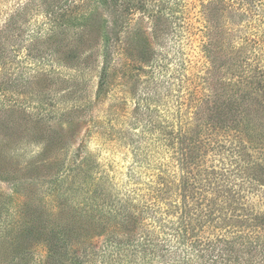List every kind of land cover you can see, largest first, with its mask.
<instances>
[{
  "label": "trees",
  "instance_id": "obj_1",
  "mask_svg": "<svg viewBox=\"0 0 264 264\" xmlns=\"http://www.w3.org/2000/svg\"><path fill=\"white\" fill-rule=\"evenodd\" d=\"M106 5L111 11L102 27L111 25L114 37L99 33V16L93 15V26L85 30L84 25L81 32L65 35V40L86 44L89 53L102 46L103 73L110 70L113 59L114 65L122 66L124 61L135 71L129 92L133 102L128 118L130 148L144 179L138 183L137 176L134 179L129 173L126 184L115 189L113 176L98 163L88 158L79 163L69 184L70 194L78 191L75 197L82 199L83 207L75 204L81 220L75 207L65 204L50 215L52 224L41 226L55 229L62 239L57 245L61 241L52 243V235L46 238L47 264H63L68 254L73 264H106V250L118 256L148 251L162 264H200L199 255L192 253L197 236L187 233L185 215L195 223L229 221L213 217L207 201L194 200L186 176L199 161L201 131H230L249 143L264 141V0H200L196 19L186 0H111ZM15 23L11 19L0 34L5 30L3 37L8 38L7 27ZM49 37H30L32 59L43 57L44 52L61 56L68 51L60 43L40 48ZM4 48L0 40V175L26 177L38 186L44 171L54 174L65 165L70 143L63 128L57 130L43 115L20 109V97H13L9 107L19 111L21 118L7 120L3 101L8 88L29 89L40 103L39 84L44 91L46 84L17 76L5 79ZM5 130H10L8 137ZM25 139L29 140L24 143ZM30 141L38 142L42 152L37 160L21 162L10 145ZM192 200L195 209L190 208ZM58 215L65 217L58 219ZM22 236L31 239V231ZM224 251L219 249L223 264L228 261ZM11 252L21 256L30 249L15 247Z\"/></svg>",
  "mask_w": 264,
  "mask_h": 264
},
{
  "label": "rangeland",
  "instance_id": "obj_2",
  "mask_svg": "<svg viewBox=\"0 0 264 264\" xmlns=\"http://www.w3.org/2000/svg\"><path fill=\"white\" fill-rule=\"evenodd\" d=\"M186 1L191 2L196 19L200 0ZM110 2L0 0V30L5 29L11 19L16 21L15 26L7 27L8 38L3 37L5 30L0 34L5 46V50L1 49L5 52V79L17 76L21 80L33 78L39 83L44 80L46 84L45 91L39 84L43 95L40 103L39 97L31 94L29 89L8 88L3 101L5 113L10 117L7 120L11 122L12 119L17 121L18 116L21 118L19 111L14 112V108L9 107L11 100L20 97V109H26L33 115H43L47 123L57 130L63 128L70 143L64 158L65 165L54 174L44 171L42 175L45 178L38 186L32 185V180L26 177L13 178L9 175L10 178H5V173L0 175V264L48 263L46 238L52 235V243L62 239L60 235H55V229L43 230L41 226L52 224L49 217L56 213V207L82 204L81 197H75L78 191L70 194L69 184L71 176L77 171L76 166L82 161L91 159L98 163L113 176L115 189H121L126 184L128 175L133 174L134 179L137 176L138 183L144 179V170L140 169L139 163L136 164L139 159L135 160L130 148L132 136L128 118L133 102L129 92L135 80V71L126 67L124 61L122 66L114 65L113 59L108 64L110 70L103 73L105 59L100 56L102 46L93 53L90 51L91 55L86 44L65 40V35L73 36L93 26L90 21L93 15L99 16L96 24L99 33L114 37L111 25L102 27L105 15L111 11L106 5ZM68 30L70 34L66 33ZM32 35L34 39L36 35L38 38L50 35V40L40 48L60 43L68 51L61 56H50L49 52H44L43 57L32 59L29 56ZM12 91L15 94H10ZM9 131L5 130V137H8ZM204 131H201L199 161L188 169L186 176L192 183L189 191L196 202H199L197 198L207 201L215 213L213 217L219 216L229 222L225 225L195 223L185 215L183 224L187 233L197 236L192 253L199 255L200 264H223L219 249H225L223 254H227L225 264H264V141L252 139L249 143L238 133ZM24 143L10 145L15 149V156L21 158V162L33 157L37 160L42 152L39 143ZM145 162L148 159L142 161L143 166ZM136 187H141V184ZM75 188L73 186V191ZM61 193H64L63 197ZM137 194L141 196L144 191H136ZM79 206L81 208L83 204ZM194 206L193 200L190 201V208L195 209ZM75 210L81 220L82 215L76 207ZM63 217L58 215V219ZM28 230L31 231V239L22 236ZM97 243L101 245V237ZM60 244L62 241L57 243ZM28 246L30 252L27 255L17 256L11 252L15 247L23 249ZM104 247H101V252ZM106 251V264H162L161 260H154L148 251L120 252V256ZM71 260L72 256L68 254L66 262L64 259L61 262L73 264L74 260Z\"/></svg>",
  "mask_w": 264,
  "mask_h": 264
}]
</instances>
